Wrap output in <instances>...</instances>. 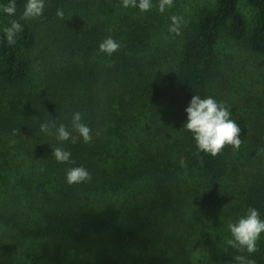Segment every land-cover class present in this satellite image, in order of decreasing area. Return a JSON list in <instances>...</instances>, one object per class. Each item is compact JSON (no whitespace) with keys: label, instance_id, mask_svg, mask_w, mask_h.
I'll return each mask as SVG.
<instances>
[{"label":"trees","instance_id":"1","mask_svg":"<svg viewBox=\"0 0 264 264\" xmlns=\"http://www.w3.org/2000/svg\"><path fill=\"white\" fill-rule=\"evenodd\" d=\"M119 1L44 0L41 17L20 20L15 45L3 28L27 0L14 17L0 8V264H264V233L253 254L225 242L249 207L264 220V0H244L250 20L241 0L194 11L174 0L164 13ZM173 15L184 18L178 36ZM108 37L121 44L111 56L99 51ZM225 40L261 63L260 78L222 56ZM194 95L230 108L238 151L194 155L183 128ZM75 112L90 143L39 131L51 119L71 129ZM52 146L74 163L57 162ZM81 166L91 180L68 184Z\"/></svg>","mask_w":264,"mask_h":264},{"label":"clouds","instance_id":"2","mask_svg":"<svg viewBox=\"0 0 264 264\" xmlns=\"http://www.w3.org/2000/svg\"><path fill=\"white\" fill-rule=\"evenodd\" d=\"M124 8H138L141 13L151 11L153 8L152 0H122ZM174 6V0H158L156 5L160 13H164L167 8ZM3 13L9 17H14L17 11L16 0H9L6 5L0 6ZM45 8L44 0H27L20 19H12L9 26L3 28L6 41L9 45H15L17 34L22 31L20 20H32L43 15ZM56 15L58 18H64L62 9H57ZM171 25L168 28L170 33L175 35L181 34V27L184 23L182 16L173 15L170 17ZM121 48V44L113 38L108 37L99 45V51L108 56H111ZM187 113V122L184 124V129L193 134L196 141L198 151L194 153L197 157L200 152L211 154L213 157L221 153L225 145L232 146L233 151H238L243 143L239 138L241 132L240 127L233 120L230 113V108L223 102H217L213 97L209 96L201 98L199 95H194L188 107L185 109ZM40 132L49 136L55 135L57 141L66 142L71 140L76 143L78 138H82L85 143L92 141V130L89 126L82 122V114L75 112L71 120V129L63 123L57 126L55 119H51L40 124ZM20 129L13 130V135H17ZM76 133L77 135H74ZM15 143V141H11ZM55 160L59 163H74L70 159L71 153L62 147L52 146ZM264 152V149H260ZM180 166L186 167V163L182 158ZM90 172L84 167L69 168L66 173L67 183L79 184L91 180ZM231 233L230 239H226V244L236 249L238 252H247L253 254L258 251L257 241L264 233V220L260 218L257 209L249 207L244 216H241L237 222L227 225ZM227 251V249H225ZM238 264H256L252 259H248L244 255H236L234 257Z\"/></svg>","mask_w":264,"mask_h":264},{"label":"rangeland","instance_id":"3","mask_svg":"<svg viewBox=\"0 0 264 264\" xmlns=\"http://www.w3.org/2000/svg\"><path fill=\"white\" fill-rule=\"evenodd\" d=\"M177 1H178V5H179L180 9H182V10L184 9V11H189V10L194 11L197 6L208 4V3L212 2L213 0H177ZM174 3H175V1H174ZM119 6H121L124 10L125 9L128 10V8L123 7L122 0L119 1ZM240 6H241L242 10L244 11V13L246 14L248 20H250L252 17V11L245 4L244 0L240 1ZM130 9L135 10V8H130ZM168 9L166 10V12L168 11ZM151 11L152 12L157 11L158 13H160L158 11L156 5L153 6ZM221 51H222V56H223V54L225 56H228V58L230 60H232L231 62H233L234 65L236 66V69L237 68L239 69L240 73H243L245 70L248 69L250 71H254L253 77H255V78L259 77L260 78V75H258V73L261 74V72H260L262 70V68L260 66L261 63L257 64V62L253 61L252 58L248 56L249 54L247 53V51L245 50V48L243 46H239L238 44L233 43L232 41L225 40V42L222 41ZM256 71H257V74H256ZM253 85L256 86V80L254 81ZM252 91H253V89H252ZM2 197H3V195L1 194V191H0V203H1ZM1 230H5V229L0 228V236H2V234H3V231H1ZM23 250H26V249L23 248ZM26 252L29 254V257H30L29 259L26 257V254L23 255V253H22V255H23V257L25 256L24 259L27 258L28 263H31L33 258H34V256H33L34 252L31 250H27Z\"/></svg>","mask_w":264,"mask_h":264}]
</instances>
